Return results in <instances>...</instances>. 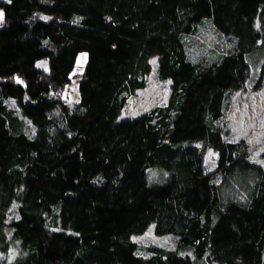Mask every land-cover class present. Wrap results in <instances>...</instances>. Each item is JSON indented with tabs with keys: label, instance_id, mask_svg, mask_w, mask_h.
<instances>
[{
	"label": "trees",
	"instance_id": "16d2710c",
	"mask_svg": "<svg viewBox=\"0 0 264 264\" xmlns=\"http://www.w3.org/2000/svg\"><path fill=\"white\" fill-rule=\"evenodd\" d=\"M0 12V264H264V166L223 135L233 96L264 89V0H0ZM205 26L223 42L195 58ZM154 69L170 101L121 119ZM153 225L176 250L137 243Z\"/></svg>",
	"mask_w": 264,
	"mask_h": 264
},
{
	"label": "rangeland",
	"instance_id": "374dc122",
	"mask_svg": "<svg viewBox=\"0 0 264 264\" xmlns=\"http://www.w3.org/2000/svg\"><path fill=\"white\" fill-rule=\"evenodd\" d=\"M191 40L194 47L192 49L193 56L195 58L209 59V56L213 54L212 52L218 50L216 45L222 44L223 37L213 27L205 26ZM88 60L89 54L87 52L79 54L74 75H80L84 72ZM42 62H46V60ZM42 65L46 66V63ZM170 83V81H157L154 69L148 78V87L138 91L130 99L121 114V119L136 118L158 106L167 105L171 96ZM79 84L80 76L73 78L63 95L72 102H79L81 100ZM226 116L223 121V135L235 141L245 140L253 149L254 160L252 161L264 166V157H261L262 153H264V89L254 92L246 90L237 92L232 98L231 106ZM216 159L217 155L213 151L207 153V165L212 171L216 169ZM154 230L155 225L151 226L145 235L136 237L135 240L144 248L154 244L176 250L178 247L176 237L172 235L158 236ZM140 254L146 255L143 252ZM18 255V250L13 251L8 258L13 259ZM0 258L5 259L7 256L0 253Z\"/></svg>",
	"mask_w": 264,
	"mask_h": 264
},
{
	"label": "snow or ice",
	"instance_id": "6c2138e0",
	"mask_svg": "<svg viewBox=\"0 0 264 264\" xmlns=\"http://www.w3.org/2000/svg\"><path fill=\"white\" fill-rule=\"evenodd\" d=\"M2 20H3V13L0 12V21H2Z\"/></svg>",
	"mask_w": 264,
	"mask_h": 264
}]
</instances>
